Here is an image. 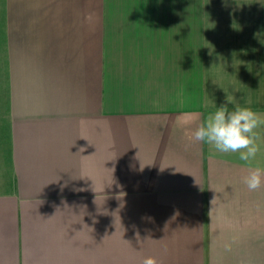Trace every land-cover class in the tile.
<instances>
[{
    "label": "crops",
    "instance_id": "obj_1",
    "mask_svg": "<svg viewBox=\"0 0 264 264\" xmlns=\"http://www.w3.org/2000/svg\"><path fill=\"white\" fill-rule=\"evenodd\" d=\"M0 31V264H264V183L191 139L264 116V0H0Z\"/></svg>",
    "mask_w": 264,
    "mask_h": 264
},
{
    "label": "clouds",
    "instance_id": "obj_2",
    "mask_svg": "<svg viewBox=\"0 0 264 264\" xmlns=\"http://www.w3.org/2000/svg\"><path fill=\"white\" fill-rule=\"evenodd\" d=\"M226 101L216 106V110L201 121L192 133L191 139L208 145L209 155L212 157L237 153L239 161L249 168L242 182L249 190L255 191L264 183V168L253 166L260 151L257 130L264 128V116L250 107L239 104L230 110L228 105L232 101L227 99ZM142 264H157V261L154 257L148 256L144 258Z\"/></svg>",
    "mask_w": 264,
    "mask_h": 264
},
{
    "label": "rangeland",
    "instance_id": "obj_3",
    "mask_svg": "<svg viewBox=\"0 0 264 264\" xmlns=\"http://www.w3.org/2000/svg\"><path fill=\"white\" fill-rule=\"evenodd\" d=\"M0 44H1V31H0ZM0 72H1V60H0ZM0 77H1V73H0Z\"/></svg>",
    "mask_w": 264,
    "mask_h": 264
}]
</instances>
